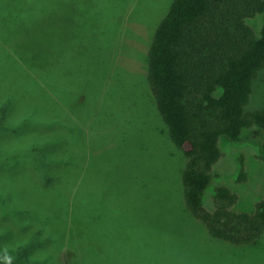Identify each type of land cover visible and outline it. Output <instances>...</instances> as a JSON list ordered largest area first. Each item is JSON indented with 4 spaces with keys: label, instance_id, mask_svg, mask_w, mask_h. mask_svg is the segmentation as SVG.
Wrapping results in <instances>:
<instances>
[{
    "label": "rangeland",
    "instance_id": "1",
    "mask_svg": "<svg viewBox=\"0 0 264 264\" xmlns=\"http://www.w3.org/2000/svg\"><path fill=\"white\" fill-rule=\"evenodd\" d=\"M172 3L0 0V103L11 98L16 108L8 118L16 133L0 144V247L15 251L22 260L15 264L35 261V251H26L30 230L16 216L30 210L73 264H264V242L234 248L209 238L192 216H175L183 209L184 157L146 75L149 47ZM262 22L261 15L248 19L257 34ZM260 86L251 109L261 101ZM6 89L13 93L4 96ZM254 141L220 140L207 202L219 185L239 196L238 210L264 200V159ZM35 143L42 161L31 152ZM150 193L173 204L162 210L172 213L166 227L189 230L190 238H153L157 220L140 204Z\"/></svg>",
    "mask_w": 264,
    "mask_h": 264
},
{
    "label": "trees",
    "instance_id": "2",
    "mask_svg": "<svg viewBox=\"0 0 264 264\" xmlns=\"http://www.w3.org/2000/svg\"><path fill=\"white\" fill-rule=\"evenodd\" d=\"M258 15L263 17L259 34L248 24V19ZM147 66L157 112L168 127L172 143L184 157L183 204L174 201L183 209L182 213L174 212L176 218L182 214L192 216L209 238L234 248L264 242V200L257 202L253 211L238 210L239 196L229 187L219 185L206 201V192L215 176L214 166L222 157L223 137L231 143L256 140L264 159V0H173L156 29ZM260 83L261 101L251 109ZM12 93L6 89L3 95ZM12 103L11 98L0 103L1 145L7 141L5 134L16 133L8 124L10 113L16 109ZM66 132L70 134L69 129ZM43 139L44 146L49 147V138ZM33 147L32 154L36 151L35 158L42 161V151H37L41 146L35 143ZM237 179L246 180L243 157ZM140 201L141 210H148L157 220L153 238L161 244L172 237L177 242L190 238L189 230L184 235L172 233L166 227V217L172 213L162 210L173 204L168 206L161 193L158 197L150 193ZM208 203L211 209L207 208ZM16 216L21 219L19 225L30 230L26 251H35L34 264L74 263L69 250L62 245L56 247L51 231L36 227L37 216L32 210ZM2 249L0 264H4L5 252L11 255L12 264L22 261L7 244ZM54 250L61 253L59 259L54 257ZM38 254L45 257L38 259Z\"/></svg>",
    "mask_w": 264,
    "mask_h": 264
},
{
    "label": "clouds",
    "instance_id": "3",
    "mask_svg": "<svg viewBox=\"0 0 264 264\" xmlns=\"http://www.w3.org/2000/svg\"><path fill=\"white\" fill-rule=\"evenodd\" d=\"M3 261H4V264H12L11 255H9V254H7V252H5V255L3 256Z\"/></svg>",
    "mask_w": 264,
    "mask_h": 264
}]
</instances>
